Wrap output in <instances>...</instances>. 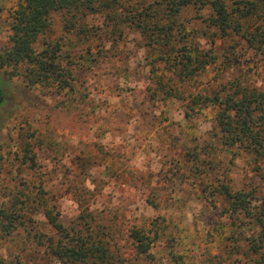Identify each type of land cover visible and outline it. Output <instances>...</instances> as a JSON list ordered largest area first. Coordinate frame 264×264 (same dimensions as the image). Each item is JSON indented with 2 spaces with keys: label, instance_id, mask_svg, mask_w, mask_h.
<instances>
[{
  "label": "trees",
  "instance_id": "1",
  "mask_svg": "<svg viewBox=\"0 0 264 264\" xmlns=\"http://www.w3.org/2000/svg\"><path fill=\"white\" fill-rule=\"evenodd\" d=\"M190 10L195 16L187 19ZM56 12L62 13V35L48 39ZM263 23L264 0H21L9 11V44L0 50V107L6 103L13 77L28 88L72 95L77 61L81 67L92 62L88 47L78 55L72 52V37L116 42L125 30L138 32L150 66L149 97L181 101L188 121L209 110L220 144L250 157L260 185L232 187L216 173V163L204 160L195 148L187 149L183 164L200 187L205 184L209 194L224 204L229 228L219 224L217 238L229 242L230 253L241 248L249 263L264 264V89L241 69L215 88H198L197 80L211 66L240 68L250 59L231 45L236 38L253 51L252 67L257 69V63L264 62ZM203 37L208 40L203 42ZM219 39L222 46L216 43ZM18 129L14 151L0 154V174L21 173L4 187L0 238L22 232L60 264H134L125 257L127 250L141 264H153L156 242L165 232L155 220L145 228L133 223L119 233L93 201L75 192L78 213L70 225H64L49 189L33 177L35 148L50 144L33 125ZM7 165L13 167L4 171ZM167 251L168 264H187L172 245ZM0 264L24 263L19 255L8 261L0 254Z\"/></svg>",
  "mask_w": 264,
  "mask_h": 264
},
{
  "label": "rangeland",
  "instance_id": "2",
  "mask_svg": "<svg viewBox=\"0 0 264 264\" xmlns=\"http://www.w3.org/2000/svg\"><path fill=\"white\" fill-rule=\"evenodd\" d=\"M20 1L0 0V50L9 44V11ZM185 16L190 19L195 12ZM61 17L62 13L52 14L48 39L62 35ZM71 39L73 53L88 47L92 56V62L82 67L77 61L72 95L28 88L17 77L9 81L6 103L0 107V154L14 151L20 126L33 125L50 144L35 148L34 181L49 189L64 225H70L78 213L72 194L76 192L93 201V207L119 233L133 223L143 228L152 220L160 224L165 232L156 242L153 264H168L170 245L185 256L187 264H251L241 248L230 253L229 242L214 234L219 224L228 227L224 204L209 194L205 184L200 187L183 164L187 149L195 148L204 160L216 163V173L232 187L260 185L250 157L220 144L209 110L188 121L181 101L149 97L150 66L138 32L125 30L116 42ZM216 43L222 46L223 41ZM231 45L250 59L240 68L209 67L198 77V88H215L241 69L249 71L254 83L264 89V62L257 63V69L252 67L256 63L253 51L237 38ZM12 167L7 165L4 171ZM20 175L15 171L0 174V200L4 187ZM0 254L8 261L19 255L24 264H60L22 232L0 238ZM129 254L127 250V259L141 264Z\"/></svg>",
  "mask_w": 264,
  "mask_h": 264
}]
</instances>
